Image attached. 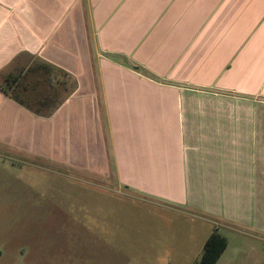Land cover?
<instances>
[{"label":"crops","instance_id":"obj_1","mask_svg":"<svg viewBox=\"0 0 264 264\" xmlns=\"http://www.w3.org/2000/svg\"><path fill=\"white\" fill-rule=\"evenodd\" d=\"M0 86L10 174L111 183L185 264L216 231L217 264H264V0H0Z\"/></svg>","mask_w":264,"mask_h":264},{"label":"rangeland","instance_id":"obj_2","mask_svg":"<svg viewBox=\"0 0 264 264\" xmlns=\"http://www.w3.org/2000/svg\"><path fill=\"white\" fill-rule=\"evenodd\" d=\"M2 161L0 264H185L195 256L160 241L155 224L170 215L125 201L107 181L68 171L57 193L43 175L26 168L13 176ZM160 245L167 252H154Z\"/></svg>","mask_w":264,"mask_h":264},{"label":"trees","instance_id":"obj_3","mask_svg":"<svg viewBox=\"0 0 264 264\" xmlns=\"http://www.w3.org/2000/svg\"><path fill=\"white\" fill-rule=\"evenodd\" d=\"M17 81H18L17 78L13 80L9 79L6 82V84L7 86L11 85L10 87H8L9 89H11L12 85H15ZM0 88L2 87L0 86ZM14 97L17 100V97L16 96ZM226 248H227L226 238L220 235L217 231L214 232L207 240L203 252L201 254L200 260L195 264H217L220 257L225 252Z\"/></svg>","mask_w":264,"mask_h":264}]
</instances>
